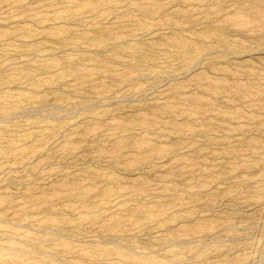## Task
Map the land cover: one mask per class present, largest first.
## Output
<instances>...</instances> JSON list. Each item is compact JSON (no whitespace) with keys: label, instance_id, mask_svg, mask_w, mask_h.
I'll use <instances>...</instances> for the list:
<instances>
[{"label":"rangeland","instance_id":"obj_1","mask_svg":"<svg viewBox=\"0 0 264 264\" xmlns=\"http://www.w3.org/2000/svg\"><path fill=\"white\" fill-rule=\"evenodd\" d=\"M0 264H264V0H0Z\"/></svg>","mask_w":264,"mask_h":264}]
</instances>
